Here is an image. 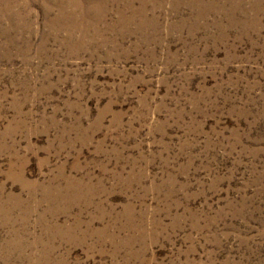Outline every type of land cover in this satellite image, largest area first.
<instances>
[{
	"label": "rangeland",
	"instance_id": "374dc122",
	"mask_svg": "<svg viewBox=\"0 0 264 264\" xmlns=\"http://www.w3.org/2000/svg\"><path fill=\"white\" fill-rule=\"evenodd\" d=\"M0 264H264V0H0Z\"/></svg>",
	"mask_w": 264,
	"mask_h": 264
},
{
	"label": "bare ground",
	"instance_id": "6f19581e",
	"mask_svg": "<svg viewBox=\"0 0 264 264\" xmlns=\"http://www.w3.org/2000/svg\"><path fill=\"white\" fill-rule=\"evenodd\" d=\"M55 3H57L58 4V0H55ZM59 3H60V1H59ZM58 17V16H57ZM55 20H58V21H55ZM55 20H53V23L52 24H57V23H60V18H58V19H55Z\"/></svg>",
	"mask_w": 264,
	"mask_h": 264
}]
</instances>
